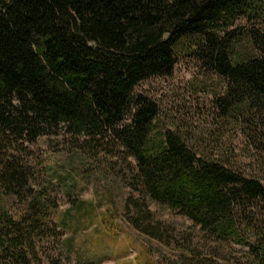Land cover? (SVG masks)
<instances>
[{"label":"trees","instance_id":"16d2710c","mask_svg":"<svg viewBox=\"0 0 264 264\" xmlns=\"http://www.w3.org/2000/svg\"><path fill=\"white\" fill-rule=\"evenodd\" d=\"M256 11L264 0H0V180L25 177L7 152L13 138L32 141L61 127L91 138L112 131L136 161L144 196L264 261V228L257 243L244 232L245 216L264 203V123L250 132L258 153L245 167L232 151L214 156L178 130L154 134L157 104L134 95L142 81L171 75L177 48L193 40V56L226 83L214 100L221 113H264V36L234 27ZM32 213L16 220L0 200V264H43ZM140 216L136 227L168 235L152 217L142 228ZM191 244L181 245L180 264H190Z\"/></svg>","mask_w":264,"mask_h":264},{"label":"rangeland","instance_id":"374dc122","mask_svg":"<svg viewBox=\"0 0 264 264\" xmlns=\"http://www.w3.org/2000/svg\"><path fill=\"white\" fill-rule=\"evenodd\" d=\"M234 27L264 36V11L240 15ZM193 48V40L180 44L173 73L142 81L134 95L157 104L154 134L178 130L197 149L214 156L232 151L246 167L258 153L250 132L264 123V113L224 116L214 100L224 94L226 83L193 56ZM130 120L127 115L124 124ZM12 141L7 152L25 177L10 185L0 180V200L16 220L30 212L37 217L35 245L43 264H180L185 243L194 248L190 264H264L248 245L206 236L179 209L144 196L134 178L136 161L112 131L91 138L61 127L32 141ZM259 208L245 216L249 228L244 232L252 243L261 239L264 228V203ZM139 216L142 228L152 217L154 223L168 225L170 233L161 240L144 232L134 223Z\"/></svg>","mask_w":264,"mask_h":264}]
</instances>
